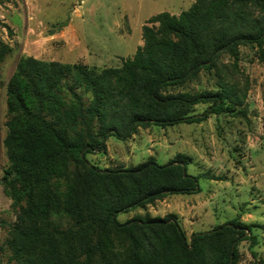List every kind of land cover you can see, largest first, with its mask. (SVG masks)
Here are the masks:
<instances>
[{
    "label": "trees",
    "instance_id": "1",
    "mask_svg": "<svg viewBox=\"0 0 264 264\" xmlns=\"http://www.w3.org/2000/svg\"><path fill=\"white\" fill-rule=\"evenodd\" d=\"M142 38L121 67L19 59L7 85L4 141L8 193L21 212L7 240L15 264H239L240 244L257 246L261 225L237 218L190 240L173 214L118 220L170 195L197 194L202 178L222 180L190 174V156L167 164L150 157L127 169H100L86 156L106 153L111 137L125 141L152 125L201 123L242 106L246 94L224 83L218 91L172 89L211 72L221 54L237 68L242 46L257 47L264 60V0H194L180 15L152 16ZM11 52L0 40V62Z\"/></svg>",
    "mask_w": 264,
    "mask_h": 264
},
{
    "label": "rangeland",
    "instance_id": "2",
    "mask_svg": "<svg viewBox=\"0 0 264 264\" xmlns=\"http://www.w3.org/2000/svg\"><path fill=\"white\" fill-rule=\"evenodd\" d=\"M194 0H0V40L12 52L0 62V264H15L7 246L12 226L20 222V209L8 193L9 160L5 148L9 120L7 85L19 59L33 56L43 61L90 67H121L143 46L142 28L159 13L180 15ZM234 86L242 106L205 121L170 127L152 125L122 141L107 140L106 153L88 154L100 169L131 168L154 157L167 164L178 154L192 158L188 172L209 174L222 180L200 179L201 192L170 195L154 206L121 213L120 222L146 214L176 215L188 239L233 219L259 224L253 233L257 246H239V264H264V60L255 46L240 47L236 68L228 54L217 67L173 93L218 91L220 84ZM88 100L89 96L84 95ZM209 103L195 107L207 110Z\"/></svg>",
    "mask_w": 264,
    "mask_h": 264
}]
</instances>
